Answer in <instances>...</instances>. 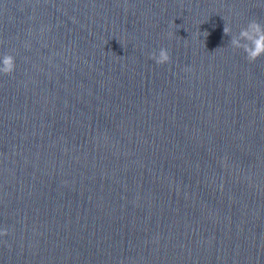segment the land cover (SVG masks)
<instances>
[{
	"label": "water",
	"instance_id": "water-1",
	"mask_svg": "<svg viewBox=\"0 0 264 264\" xmlns=\"http://www.w3.org/2000/svg\"><path fill=\"white\" fill-rule=\"evenodd\" d=\"M253 19L264 0H0V264H264V56L224 33Z\"/></svg>",
	"mask_w": 264,
	"mask_h": 264
},
{
	"label": "clouds",
	"instance_id": "clouds-1",
	"mask_svg": "<svg viewBox=\"0 0 264 264\" xmlns=\"http://www.w3.org/2000/svg\"><path fill=\"white\" fill-rule=\"evenodd\" d=\"M226 19V18H223ZM171 28H176L177 25L173 21L170 24ZM225 35L231 37L229 46L234 50H243L246 54V59L249 63H254L264 56V23L258 19L250 20L247 25L240 29L238 34H233L231 23H226L224 28ZM175 35L173 31H169L167 36L172 38ZM203 35L205 38L209 35L207 31L198 32L197 36ZM150 59L157 64H169L172 61V56L167 48H161L158 52H153ZM16 70V58L11 53H6L0 57V74L12 75ZM191 68H186L185 71H192ZM8 229L0 230V236H7Z\"/></svg>",
	"mask_w": 264,
	"mask_h": 264
}]
</instances>
